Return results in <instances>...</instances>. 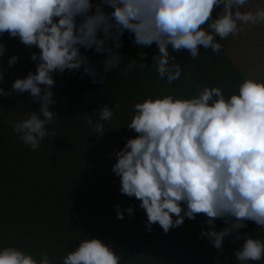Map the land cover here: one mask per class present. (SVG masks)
Segmentation results:
<instances>
[{
	"label": "clouds",
	"instance_id": "clouds-1",
	"mask_svg": "<svg viewBox=\"0 0 264 264\" xmlns=\"http://www.w3.org/2000/svg\"><path fill=\"white\" fill-rule=\"evenodd\" d=\"M248 0H103L113 11L106 13L100 4L92 12L91 0H0V34L19 37L28 47L40 49L36 72L17 78L12 90L29 92L40 102L39 112H31L13 123L18 138L32 149L50 134L48 125L56 119L49 105L54 103L53 72L63 73L86 65L80 47H95L108 52L106 70L118 67L121 57L105 40L125 30L134 34V43L157 45L153 64L161 78L178 80L179 63H169L172 51L187 50L192 58L200 55L199 46L219 54L222 45L216 37L236 36L239 23L264 22V7L241 11ZM223 6L215 19L213 9ZM235 9V11H233ZM81 17L79 25L76 18ZM206 25V27H202ZM103 32L104 38L97 33ZM5 48L0 44V57ZM37 59V54H32ZM13 55L8 63L14 64ZM129 62L121 74L136 68ZM143 69L144 63L138 65ZM95 82V79L93 80ZM43 86V87H42ZM0 94L8 95L2 88ZM134 116L127 125L138 135L119 150L113 172L120 177L122 194L138 199L147 215L149 230L158 223L165 233L183 224L185 217H207L209 228L202 230L217 249L233 231L252 221L264 230V80L247 77L239 91L225 98L220 87L204 86L192 98L172 95L147 97L134 105ZM113 109L98 110V119L87 116L95 133L104 134V121ZM52 135L54 132L51 133ZM186 205V210L182 209ZM129 214L133 208L127 209ZM183 213V214H182ZM173 216L176 218L173 219ZM117 217L123 212L117 208ZM223 218L230 226L215 228ZM87 237V236H86ZM239 264L264 260V240L251 234L243 238L234 253ZM120 256L98 238H85L69 251L63 264H119ZM0 264H53L47 253L39 261L15 247L0 250Z\"/></svg>",
	"mask_w": 264,
	"mask_h": 264
},
{
	"label": "trees",
	"instance_id": "trees-1",
	"mask_svg": "<svg viewBox=\"0 0 264 264\" xmlns=\"http://www.w3.org/2000/svg\"><path fill=\"white\" fill-rule=\"evenodd\" d=\"M91 3L92 12L97 4L108 14L113 11L103 0ZM218 14L213 10L211 19ZM81 19L76 18L77 25ZM97 35L104 38L103 32ZM118 35L120 47H116L115 35L105 40V48L121 57L118 67L106 70L107 51L81 46L92 74L85 73L84 64L52 73L54 103L49 107L56 120L47 126L50 134L39 149H32L18 138L12 125L28 113L40 114V102L29 92H15L12 84L36 72L40 49L25 46L18 36L0 34L5 48L0 57V88L9 93L0 94V250L15 247L37 261L47 253L53 264H63L64 257L82 240L95 237L116 251L119 264H239L234 253L246 235L264 240L260 226L246 221L245 227L224 238L221 249L201 234L209 228L204 214L195 219L185 217L182 225L167 233L158 223L149 230L141 202L121 193L120 177L112 170L116 153L138 135L127 126L135 114V103L149 96L192 98L204 86L220 87L226 99L238 93L245 75L229 54L232 36L216 37L223 46L219 54L199 46L200 55L192 58L187 50L170 49L174 60L169 63H179L182 73L178 80L168 82L152 65L158 52L155 43L138 45L127 30ZM13 55L17 61L9 65ZM131 61L137 67L121 74ZM140 63L147 67L139 68ZM105 105L113 109V116L103 122L105 132L101 135L87 124V116L95 122L98 110ZM117 208L123 219L117 217ZM182 209L186 210V205L182 204ZM214 223L220 230L230 226L231 220L226 223L219 218ZM249 264H264V260Z\"/></svg>",
	"mask_w": 264,
	"mask_h": 264
},
{
	"label": "rangeland",
	"instance_id": "rangeland-1",
	"mask_svg": "<svg viewBox=\"0 0 264 264\" xmlns=\"http://www.w3.org/2000/svg\"><path fill=\"white\" fill-rule=\"evenodd\" d=\"M222 5L213 10L222 11ZM264 7V0H248L241 11ZM235 11V9H233ZM240 31L232 36L229 54L242 69L245 78H264V22L252 25L239 23Z\"/></svg>",
	"mask_w": 264,
	"mask_h": 264
}]
</instances>
